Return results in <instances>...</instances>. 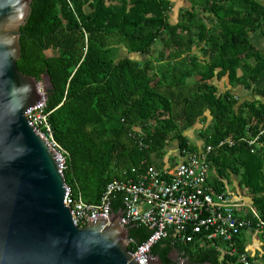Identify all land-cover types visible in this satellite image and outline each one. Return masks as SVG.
<instances>
[{
    "label": "trees",
    "instance_id": "trees-1",
    "mask_svg": "<svg viewBox=\"0 0 264 264\" xmlns=\"http://www.w3.org/2000/svg\"><path fill=\"white\" fill-rule=\"evenodd\" d=\"M177 1L184 5L171 23V0H32L20 27L17 67L38 82L50 79L46 111L54 139L67 153L62 174L72 196L97 203L110 181L162 168L158 160L172 142L183 156L197 151L184 132L199 122L203 145L233 142L210 155L214 189L222 191L220 179L233 173L264 222V134L252 145L242 140L264 126V104L239 103L213 82L227 75L232 84L262 94L253 85L264 59L248 36L264 23V5ZM122 198L113 195V212L122 209ZM127 229L133 240L128 251L151 234L141 225ZM172 251L187 264H239L226 242L203 234L184 243L171 230L150 252L163 264H178Z\"/></svg>",
    "mask_w": 264,
    "mask_h": 264
},
{
    "label": "water",
    "instance_id": "water-1",
    "mask_svg": "<svg viewBox=\"0 0 264 264\" xmlns=\"http://www.w3.org/2000/svg\"><path fill=\"white\" fill-rule=\"evenodd\" d=\"M31 2L0 0V264H146L127 249L122 210L74 225L56 154L28 122L41 89L17 61ZM147 264L163 263L151 255Z\"/></svg>",
    "mask_w": 264,
    "mask_h": 264
},
{
    "label": "built area",
    "instance_id": "built-area-1",
    "mask_svg": "<svg viewBox=\"0 0 264 264\" xmlns=\"http://www.w3.org/2000/svg\"><path fill=\"white\" fill-rule=\"evenodd\" d=\"M40 102L26 111L28 122L56 154L61 169L65 167L66 151L58 145L48 121L46 111V90L42 82ZM264 134V126L251 139L243 138L252 145ZM232 146L230 139L217 145H203L197 151L186 152L183 162L173 168L148 166L136 179H114L110 181L97 203H87L81 196H72L68 187L67 206L71 211L74 225L83 227L97 219L108 220L112 213L114 194H122V215L131 225H141L151 234L133 249L143 263L151 257V248L168 236L172 230L181 242L192 241L194 234H203L207 241L222 240L237 254L239 264H253L250 256L236 250V237L242 230L264 228L253 207L232 202L224 192H216L208 185L211 170L210 155L218 148ZM244 209V214L238 212Z\"/></svg>",
    "mask_w": 264,
    "mask_h": 264
},
{
    "label": "crops",
    "instance_id": "crops-1",
    "mask_svg": "<svg viewBox=\"0 0 264 264\" xmlns=\"http://www.w3.org/2000/svg\"><path fill=\"white\" fill-rule=\"evenodd\" d=\"M260 3L264 5V0H258ZM249 40L255 49L262 55L264 59V23L261 25L260 29L255 32L249 33ZM123 47H121L122 49ZM124 49V48H123ZM125 50V49H124ZM143 55L132 56L133 59L141 60L140 57ZM144 60V59H143ZM214 84L218 88L220 93L228 92L234 97H236L239 103L244 101H260L264 104V72L262 73L260 79L253 85L255 89H258L262 92L253 93L251 90L246 89L243 85H234L232 84L227 75L222 77L220 80L214 79ZM209 120L208 111L204 114ZM202 124V123H201ZM191 128L187 130H191ZM197 128L196 130H198ZM187 130L184 132V135L188 138L189 142L193 144L197 150L203 147L202 140L197 137H194L193 133L196 131L195 128L191 130V135ZM200 130V129H199ZM189 132V131H188ZM185 156L179 153L177 143L172 142V144L168 147L167 153L158 160L161 162L162 168H173L176 165L183 162ZM217 177V171L212 166L209 177H208V185L216 192H224L229 197V199L234 203H241L246 205V208L249 206L252 207V196L248 189L241 187L238 185L237 176L233 173H230L227 178L222 177L220 179L223 184L222 191H217L214 189V178ZM217 184V183H215ZM239 215L244 214V209H241L238 212ZM237 240L239 245L242 246L244 251L250 256L253 261V264H264V228H256L251 227L242 230V232L237 236Z\"/></svg>",
    "mask_w": 264,
    "mask_h": 264
},
{
    "label": "rangeland",
    "instance_id": "rangeland-1",
    "mask_svg": "<svg viewBox=\"0 0 264 264\" xmlns=\"http://www.w3.org/2000/svg\"><path fill=\"white\" fill-rule=\"evenodd\" d=\"M171 2H172V6H171V11H170V13H169V21L171 22V23H175L177 20H178V18H179V13H180V10L182 9V7H183V5H184V3L182 2V1H177V0H171ZM195 53L196 54H198V50H195ZM46 54H48V55H52V50H47L46 51ZM121 56H124V55H126V52H125V50L122 48L121 49ZM153 56L155 57L156 56V52H154L153 51ZM149 56H147V55H143L142 57H140V59L141 60H143V59H147ZM42 82V84L43 85H46L47 86V82H46V79H45V77H44V79L41 81ZM202 127V124L201 123H199V122H196L193 126H192V129H194L195 128V130L197 129V128H201ZM191 129V130H192ZM199 129L198 130H196L194 133H193V135H194V137H197L198 139L200 138V136H199ZM191 130H187V134L189 133L190 135H191ZM189 131V132H188ZM171 257L176 261V262H178V264H187V262L184 260V259H182L181 257H179L178 256V254L175 252V251H172L171 252ZM207 264V263H206Z\"/></svg>",
    "mask_w": 264,
    "mask_h": 264
}]
</instances>
